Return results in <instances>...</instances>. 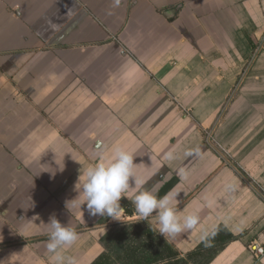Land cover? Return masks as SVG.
<instances>
[{"label": "crops", "instance_id": "1", "mask_svg": "<svg viewBox=\"0 0 264 264\" xmlns=\"http://www.w3.org/2000/svg\"><path fill=\"white\" fill-rule=\"evenodd\" d=\"M115 146L133 192L179 193L178 216L198 217L166 239L146 221L179 258L264 264V0H0V264H52L53 215L78 233L65 257L103 252L117 221L77 184ZM219 226L234 238L201 248Z\"/></svg>", "mask_w": 264, "mask_h": 264}, {"label": "clouds", "instance_id": "2", "mask_svg": "<svg viewBox=\"0 0 264 264\" xmlns=\"http://www.w3.org/2000/svg\"><path fill=\"white\" fill-rule=\"evenodd\" d=\"M121 0H113V7H119ZM166 160L175 159L172 152L165 154ZM134 155L120 146L112 149L111 156L105 158L99 154V162L89 166L79 177V197L81 206L86 204L89 215L107 216L116 221H123L126 209L122 199H130L138 216L147 221L155 213L158 219V232L166 238H174L181 232L192 229L198 217L188 215L181 219L174 206L179 193L169 192L160 197L149 189L133 192L132 189L144 184L138 179L134 169ZM180 175L186 176L183 169ZM76 185V187H77ZM74 199V200H76ZM73 200V201H74ZM46 225L49 239L47 251L52 254V264H78L74 257H65L63 249L70 248L78 240V233L73 227L62 224L53 215Z\"/></svg>", "mask_w": 264, "mask_h": 264}, {"label": "trees", "instance_id": "3", "mask_svg": "<svg viewBox=\"0 0 264 264\" xmlns=\"http://www.w3.org/2000/svg\"><path fill=\"white\" fill-rule=\"evenodd\" d=\"M123 207H130L128 203L121 201ZM132 208L130 207V210ZM128 208V211H130ZM131 223H129L130 225ZM128 227V224H125ZM119 226L112 227L102 238L103 252L91 264H208L215 252L212 250H196L190 252L185 258H179L171 246L155 235L152 228L144 220L134 222L133 240L124 246L122 254L112 257L111 253L116 249L117 243L122 240L123 233L113 231ZM234 237L224 227L219 226L213 230L201 243L200 247H206L211 243H221Z\"/></svg>", "mask_w": 264, "mask_h": 264}, {"label": "rangeland", "instance_id": "4", "mask_svg": "<svg viewBox=\"0 0 264 264\" xmlns=\"http://www.w3.org/2000/svg\"><path fill=\"white\" fill-rule=\"evenodd\" d=\"M134 222L136 221H130V220L117 221L116 224L112 226V227L116 225L119 226L116 229H113V231L115 232L117 230L120 233L124 234L122 240L119 243H117L116 249H114L113 252L111 253L112 257H115L117 254H122V250L124 246L130 244L129 242L133 240L134 235L132 234V232H134V227H133ZM129 223L131 224L129 225ZM125 224H128V227L125 226ZM155 264H164V263H155Z\"/></svg>", "mask_w": 264, "mask_h": 264}, {"label": "built area", "instance_id": "5", "mask_svg": "<svg viewBox=\"0 0 264 264\" xmlns=\"http://www.w3.org/2000/svg\"><path fill=\"white\" fill-rule=\"evenodd\" d=\"M250 250L256 259H260L262 256H264V247H262L260 244L254 243L252 246H250Z\"/></svg>", "mask_w": 264, "mask_h": 264}]
</instances>
